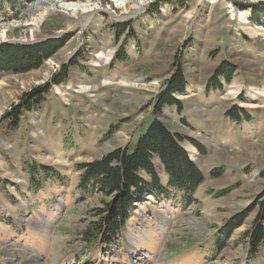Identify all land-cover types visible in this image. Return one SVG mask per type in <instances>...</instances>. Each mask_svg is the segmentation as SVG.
Instances as JSON below:
<instances>
[{
  "label": "rangeland",
  "instance_id": "374dc122",
  "mask_svg": "<svg viewBox=\"0 0 264 264\" xmlns=\"http://www.w3.org/2000/svg\"><path fill=\"white\" fill-rule=\"evenodd\" d=\"M123 2L109 0L118 15L128 13ZM141 3H149L147 11L129 21L137 41L125 36L116 41L107 16L98 21L92 14L91 24L82 29L78 18L91 11L84 0H44L39 14L31 6L0 0V44L67 39L40 69L0 75V152L9 150L14 158L11 172L0 154V176L9 197L22 203L15 213L0 199V213L9 217H0V264H264V245L255 258L248 256L247 232L259 207L226 248L216 245L217 229L226 220L264 200V0H132L130 11ZM33 34L35 41H18ZM104 44L117 45L116 50L125 46L130 61L109 63L115 54ZM98 52L103 59H96ZM77 53L92 75L68 88L53 85L39 105L24 111L23 127L12 131L7 113L24 94L50 85ZM224 62L235 71L228 81L219 78L216 91L208 85ZM178 65L188 78L187 93L178 96L183 111L167 108L159 118L186 139L191 160L204 174L197 202L179 204L174 192L148 194L135 204L122 237L110 245H89L82 236L94 221L88 211L101 208L105 198L96 193L83 199L77 166L137 140L153 122V102ZM231 109L235 119L227 116ZM27 138L25 149L20 142ZM19 147L22 158L16 155ZM57 155L64 164L42 161ZM43 167L53 173L46 176ZM214 170L220 174L213 176ZM29 177L34 189L41 187L32 195L36 200L26 189ZM10 219L28 233L9 232L4 221ZM21 246L28 248L25 256Z\"/></svg>",
  "mask_w": 264,
  "mask_h": 264
},
{
  "label": "trees",
  "instance_id": "16d2710c",
  "mask_svg": "<svg viewBox=\"0 0 264 264\" xmlns=\"http://www.w3.org/2000/svg\"><path fill=\"white\" fill-rule=\"evenodd\" d=\"M11 1H17L26 8V4L20 0ZM26 1L33 2L35 0ZM131 24L124 22L111 27L117 41L122 36H125L126 41L131 38L137 41L138 37L135 30L131 28ZM66 42L67 39H50L33 45L0 44V75H20L38 70L45 61L55 56ZM78 56L77 53L69 65L63 66L58 73L53 75L50 85L39 86L24 94L19 105L7 113V120L11 121L9 126L17 129L24 111H30L34 105H39L53 85L67 84L69 68L77 65ZM130 59L126 47L122 46L115 53L113 62L126 63ZM234 71L230 64L224 62L214 72L208 87L220 91L219 78H225L228 81ZM187 86V74L178 65L153 102L151 114L153 122L145 132L137 140L134 137L128 146L117 148L100 159L77 166L80 172L78 190L83 192V199L88 194L96 193L105 198L101 208H91L88 211L94 221L89 224L82 236L89 245L98 244L101 241H104L105 245H110L117 237H122L125 227L132 217L135 204L142 201L148 194L163 197L174 192L175 196L181 194L183 201L189 202L190 205L195 201L194 195L205 180L204 174L191 160L184 146L186 139L159 118L167 108H176L179 113L183 111L184 103L178 96L187 93ZM234 115L237 116L236 112L231 109L227 116L235 119ZM142 129L138 130V134ZM191 142L193 146L199 147L195 141L191 140ZM42 170L46 176L53 173L45 167ZM219 174V170L212 172L213 176ZM262 174L264 175V172ZM262 198H264V193ZM257 203L258 201L252 203L246 210L225 221L219 230L217 249L226 248V242L235 230L242 227L249 215L259 207L253 228L247 232L249 237L248 256L255 258L259 254L260 248L264 245V200Z\"/></svg>",
  "mask_w": 264,
  "mask_h": 264
},
{
  "label": "crops",
  "instance_id": "0c3cea01",
  "mask_svg": "<svg viewBox=\"0 0 264 264\" xmlns=\"http://www.w3.org/2000/svg\"><path fill=\"white\" fill-rule=\"evenodd\" d=\"M116 25H117L116 23L112 22V23H110V25H107V26L109 27V29L111 31L114 32V30L111 27L112 26H116ZM95 41H97V42H95V44L97 46L96 51H100V47H98V45H99L98 42L100 40H95ZM116 46L117 45L112 46V45H108L107 44V45H105V48L106 49L111 48L112 50H110V52H112V53L114 52V54H115L116 51H117L116 50ZM94 56L95 55H93L92 58H94ZM82 57H83L84 60H86L87 54L85 52H83V56ZM84 64L85 63H82L81 62V59H77V65L69 68V79H68L67 84L66 85H63L64 87H67L68 88L69 85L70 86H75L77 84V82L83 83V82H85L86 78H89L90 75H92V73L90 72L91 69L89 67L85 66ZM23 117H24V115L22 116V118ZM22 118H21L19 127L17 129H13L12 131H16L17 132V131H19V129H21L23 127L24 121H23ZM8 121H10V120H8ZM25 142L26 143H21L20 142V145H21V147H25V149H26L27 148V145H28V142H30V139L27 138ZM21 147H19V149L16 150V155L18 153L20 158H22L24 156V154H25L24 151H23V148H21ZM6 151H7L6 152L7 154H5L2 150L0 152V154L2 155L1 156L2 157V162H3V164H5L4 165V168L6 167L5 170H9V171L12 172L13 166H14L13 165V161H14L13 159L14 158H13V155L10 153L9 150H6ZM27 171H28V169H27ZM3 180H4L3 177L0 176V199L4 203V207L10 206L12 209L15 210V213H17V211L19 210V208L22 206L21 205L22 203H21V201H19V197H16L14 195H13V198L9 197V194L8 193H10V191L8 189V185L5 186L4 183H6V182L3 181ZM26 185L28 186L26 189L31 194V196L30 195L29 196L31 197L32 200H36V199H34V197L32 195L34 194V191L41 192V187H37L39 189H34V188H36V186L34 185V181L32 180V177L31 178L29 177V182H27ZM15 187H17V185ZM26 189H25V187H20L21 192L24 193V194H26L28 196V194L26 193ZM175 198H177V200H179V204H181L182 202H184L183 201V196L181 194H178V196H176ZM194 199H195L194 202H197V195L196 194L194 195ZM186 204H187V202H186ZM0 217L1 218H4V219L9 218L5 214H2V213H0ZM4 226L8 229L9 232H12V233H15V234H18V235H20V234L21 235L22 234L23 235H26L28 233L27 231H25V229L21 226V224L19 222L15 221L13 219H10L8 222L5 220L4 221ZM219 230H220V227L217 229L216 239L219 238Z\"/></svg>",
  "mask_w": 264,
  "mask_h": 264
},
{
  "label": "built area",
  "instance_id": "2783aa9c",
  "mask_svg": "<svg viewBox=\"0 0 264 264\" xmlns=\"http://www.w3.org/2000/svg\"><path fill=\"white\" fill-rule=\"evenodd\" d=\"M22 3L26 4V7H29L31 6L32 7V10L39 14V13H42L41 10L43 9L42 6H40V3L44 2V0H35L33 2H27L26 0H20ZM87 2V4L89 5V9L91 10L90 13L93 14V15H99L100 18H98V21H101L103 19L107 18L108 19H112V22L116 23L117 25L119 23H124V22H129V21H133V20H136L138 19L140 15L144 14L146 11H147V8L149 6V3H145V4H142L141 3V6H136L135 8H138L137 10V13L136 14H133L131 16H127L125 17L124 19L121 18V16L123 15H118V13H116V11H113L112 10V6L109 4V0H84ZM112 2H116V1H121V0H110ZM123 4H124V7L129 4V10H128V13L125 14V15H128L130 12H132L134 9H132L130 11V3L132 0H123ZM141 10V11H139ZM78 12V11H77ZM78 13H82L83 14V10L80 9V12ZM92 22V20H90L89 24L90 25ZM8 42V41H6ZM98 59V58H96ZM112 58L109 60V63L112 62Z\"/></svg>",
  "mask_w": 264,
  "mask_h": 264
},
{
  "label": "bare ground",
  "instance_id": "6f19581e",
  "mask_svg": "<svg viewBox=\"0 0 264 264\" xmlns=\"http://www.w3.org/2000/svg\"><path fill=\"white\" fill-rule=\"evenodd\" d=\"M89 9V8H88ZM139 11H141V10H139ZM137 13V10L134 12V11H132V12H130L128 15H123V16H121V18L122 19H124L125 17H127V16H131V15H133V14H136ZM77 14V13H76ZM92 18V14L90 13V12H85L82 16H80L78 19L79 20H81V23H82V29L84 30V29H86V27L88 26V24H89V22H90V19ZM259 30V29H258ZM260 31V30H259ZM259 32L258 31H255L254 32V35H259L258 34ZM37 36L36 35H32L31 37H29V39H20V40H18V41H21V42H26V41H35V38H36ZM103 53H100V52H98V54H97V58H99V59H103ZM79 88H81V89H83V90H88V89H90L89 87H86V86H83V85H79ZM42 161H45V162H49V163H52V164H64V161L60 158V156L59 155H57V156H55V157H49V158H46V157H44V158H42ZM2 162V161H1ZM1 165H2V163H1ZM6 174L5 175H10L9 173H8V171L7 172H5ZM36 224V223H35ZM44 225L41 223V224H39L38 225V228H42ZM36 230V229H35ZM27 247L26 246H21V253H22V255H26L27 254ZM32 255H34L35 257L37 256V254L36 253H32ZM57 262V261H56ZM146 264H148V263H146ZM150 264H157V262H155V263H150Z\"/></svg>",
  "mask_w": 264,
  "mask_h": 264
},
{
  "label": "water",
  "instance_id": "95a60500",
  "mask_svg": "<svg viewBox=\"0 0 264 264\" xmlns=\"http://www.w3.org/2000/svg\"><path fill=\"white\" fill-rule=\"evenodd\" d=\"M48 40V38H46V39H44V40H42V41H40L39 43H42V42H45V41H47ZM23 45V44H22ZM26 45V44H25ZM77 51H75V53H76Z\"/></svg>",
  "mask_w": 264,
  "mask_h": 264
}]
</instances>
